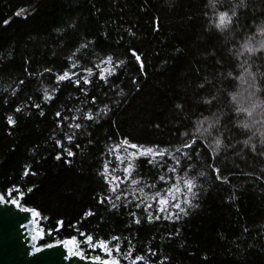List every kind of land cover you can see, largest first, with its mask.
Segmentation results:
<instances>
[{
  "label": "trees",
  "instance_id": "obj_1",
  "mask_svg": "<svg viewBox=\"0 0 264 264\" xmlns=\"http://www.w3.org/2000/svg\"><path fill=\"white\" fill-rule=\"evenodd\" d=\"M238 3L223 0L224 8ZM245 3L246 8L238 9L239 18L220 31L214 27L217 16L206 7L208 0H0V192L19 184L25 191L22 205L36 208L47 218L38 219V223L53 231L38 240L40 246L78 235L80 230L97 238L120 236L122 252L130 240L135 246L133 255L144 254L149 264H161L165 257L163 264H264V155H260L264 153V108L254 109L249 118L245 113L237 114L227 96L228 92L236 93L239 105L250 107L247 84L227 73L238 76L241 69L237 65L245 60L252 71L259 69L258 77L264 72V52L242 57L230 52L233 48L240 51L249 37L254 46L260 42L253 34L254 25L264 20V0ZM157 17L159 30L154 31ZM4 20L10 22L4 25ZM69 24L74 27L69 28ZM129 28L134 37L128 36ZM87 40L95 43L82 49L73 62L79 59L87 67L89 61L95 62L106 53L127 59L116 80L124 92L116 97L121 103L113 105L109 115L99 123L87 122L73 145H64L75 155L57 160L55 155L61 149L50 137L53 131L55 139L63 140V135L55 127L54 114H74L66 109L80 107L85 97L64 81L55 99L44 104L40 94L56 87L53 78L49 74L30 78L25 69L62 71L68 65L67 57ZM129 47L143 54L145 75H139ZM130 76H137L138 89L130 83ZM21 79L25 83L13 95ZM199 84L204 87H197ZM260 86L264 88V84ZM89 93L103 101V84L95 80ZM213 95L215 101L206 105L204 100ZM259 95L264 100V93ZM29 96L42 105L43 116L34 108L13 113V108L24 105ZM77 96L79 100L73 99ZM176 103L183 105L182 113L174 108ZM213 113L219 125L212 138L219 136L223 143L214 159L201 156L194 161L196 172L204 171L206 176L197 179L199 197L188 215L179 221L148 223L136 210L141 223L134 224L129 216L135 210L132 206L110 209L107 203H97V193L105 191L96 175L101 153L118 142L117 134L145 146L176 145L183 140L180 132L193 131L194 121ZM7 115H13L14 126L6 124ZM241 122L251 127L246 129ZM64 131L69 130L65 127ZM249 137L255 152L243 144ZM65 159L71 163L66 164ZM209 163L218 167L227 181H217L207 167ZM25 165L36 174L22 176ZM138 170L147 179L157 174L146 162H138ZM89 211L93 214L86 216ZM57 221H63L58 231ZM81 247L85 256L99 252L91 253L83 243ZM148 248L157 255L149 256ZM121 264L125 262L121 260Z\"/></svg>",
  "mask_w": 264,
  "mask_h": 264
},
{
  "label": "snow or ice",
  "instance_id": "obj_2",
  "mask_svg": "<svg viewBox=\"0 0 264 264\" xmlns=\"http://www.w3.org/2000/svg\"><path fill=\"white\" fill-rule=\"evenodd\" d=\"M206 7L211 8L214 15L217 16L214 27L220 31H224L233 24L235 19L239 18L237 15L238 9L246 8L247 5L245 0H239L238 4L224 8L223 0H208ZM15 15H19V13H15ZM158 21L159 18L157 17L154 20V31L159 30ZM9 22V20H4L3 24L7 25ZM68 27L72 28L74 25L69 24ZM254 28L255 32L253 36L260 37V42L254 46L252 42L253 38L249 37L240 45V51H236L235 48L230 49V52L236 57H242L245 53L252 56L256 53L264 52V20L254 25ZM57 31L60 30L57 29ZM127 33L129 37L135 36L131 28L127 30ZM122 40L123 37L120 38V41H117V44ZM94 43L92 40L79 43L72 52V55L67 57L68 65L62 71L54 72L51 68L47 67L38 72H29L27 68L25 69V72L30 78L42 77L44 74H49L53 78L52 83L56 87L52 88L51 92L45 90L40 94L44 104L55 99V94L59 91L61 82L64 81L70 82L85 97L80 103V107L66 109L67 112L74 114L63 115L61 111H57L54 114L56 117L55 127L56 129H60L63 135V140L55 139L57 133L53 131L50 137V139H53L55 146L61 149L55 155V159L57 160H60L63 156L71 158L75 155L71 148L65 147L64 145H73L77 139V133L84 131L87 122L94 121L99 123L102 117L111 113L113 105L118 106L121 103V100L116 99V97L122 96L124 88L116 83V80L119 79V73L123 69V66L128 63L127 59H120L112 53H106L95 62L89 61V66L87 67L83 66L79 59L73 62V57L77 56L82 49L87 50L88 46ZM127 51L132 60L135 61L139 69V75H145L144 60L142 59L143 54L132 47H129ZM25 63L27 64L28 61L26 60ZM237 67L241 69L238 76H233L232 71L228 72L227 76L247 84V98L250 102V107H241L238 103L236 93L228 92L227 96L230 99V103L235 106L237 114L245 113L251 118L254 109L264 108V100L260 99L259 95L264 93V88L260 86L264 84V72H260L258 77L257 73L259 69L252 71V65L247 60L237 65ZM261 67H264V65H261ZM129 79L130 83L138 89L137 76H130ZM95 80L103 84V101L98 100L97 96L90 95L89 93V86H92ZM110 80L112 83L109 82ZM24 83V80H18L17 88L13 89V95L18 92L19 87L23 86ZM197 87L203 88L204 84H199ZM73 99L79 100V96L73 97ZM215 99L216 97L213 95L205 99L204 103L211 105ZM24 108L37 109L41 116L44 115L42 105L32 102L31 96L27 97L24 105L15 106L13 113H20ZM174 108L177 112H183V105L180 103H176ZM5 119L9 127L16 124L13 115H7ZM80 121H84L85 123L82 124ZM252 123L254 124L256 122L252 121ZM194 125L193 131L179 133L180 137L183 138L182 142L165 147L158 144L145 146L132 142L127 136L117 134L118 142L107 147L101 153L102 164L96 175L101 177L105 185V191L103 193H97V203L101 205L107 203L110 209H115L118 206L125 208L132 206L135 210L131 211L129 216L131 222L134 224L141 223V216L137 215L136 210L142 212L143 219L148 223L162 219L179 221L182 216L188 215V210L196 206L194 201L199 197L201 186L197 183V179L206 176L204 171L196 172L194 161L199 160L201 156L205 157V159H214L219 154L223 143L219 136L212 138L213 131L219 125V118L214 113L211 116H204L197 119L194 121ZM242 126L247 129L251 127V124L242 123ZM65 127L69 131H64ZM250 141L251 137L243 140V144L249 146ZM88 143L91 144L92 141L89 139ZM261 143L264 144V139L261 140ZM197 144L200 145L199 148L196 147ZM74 146L77 150L81 147L78 143ZM229 147H232V145H229ZM250 147L253 152L256 151L254 144H251ZM260 155H264V153H260ZM64 162L70 164L71 159H65ZM138 162H146L150 168L156 170L157 174L153 175L151 179L145 178L143 174L139 173ZM207 167L214 174L217 181H227V177H222L220 174L221 170L215 167L214 164L209 163ZM190 173L195 174L190 175ZM35 174V172L31 171L30 166L25 165L21 175L28 176ZM256 179L262 178L256 177ZM31 190V188L27 189L29 192ZM24 195L25 191L21 189V186L14 184L3 190V192H0V205L11 204L20 211L31 213L32 220L30 223L28 225L22 224L21 227H27L31 230V240L35 242L38 239H42L45 235H51L53 230L51 228L46 230L38 223V219H47L46 217H41L36 209L27 208L22 205L21 202ZM113 201L117 203H113ZM92 214L90 211L85 213L86 216ZM62 224L63 221L56 222L57 231ZM244 231L247 232L248 229L245 228ZM77 232L78 235H72L55 242L57 245H62L66 249L67 256L65 259L76 256L81 259H89L93 261V264H121V260L125 264H149L144 254L133 255L135 246L132 245L130 240L127 242L128 246L126 250L122 252L120 236L113 235L108 239H104L102 237H94L93 234L84 231L77 230ZM178 233L179 229H177ZM113 242L115 243L113 244ZM81 243L91 253H97V250H99L98 254L85 256V250L81 247ZM43 247L51 248L53 244H45ZM40 251L41 248L35 246L34 243L29 254ZM146 251L149 256L154 257L157 255L151 248H148ZM166 259V257L162 258L161 264Z\"/></svg>",
  "mask_w": 264,
  "mask_h": 264
},
{
  "label": "water",
  "instance_id": "obj_3",
  "mask_svg": "<svg viewBox=\"0 0 264 264\" xmlns=\"http://www.w3.org/2000/svg\"><path fill=\"white\" fill-rule=\"evenodd\" d=\"M31 220L30 212L20 211L11 204L0 205V264H93L89 259L76 256L65 259L66 249L55 242L50 243L53 244L51 248L40 246L38 240L33 242L31 230L21 227ZM34 243L41 251L29 254Z\"/></svg>",
  "mask_w": 264,
  "mask_h": 264
},
{
  "label": "rangeland",
  "instance_id": "obj_4",
  "mask_svg": "<svg viewBox=\"0 0 264 264\" xmlns=\"http://www.w3.org/2000/svg\"><path fill=\"white\" fill-rule=\"evenodd\" d=\"M46 90L50 92V89H46ZM122 187H123V186H122Z\"/></svg>",
  "mask_w": 264,
  "mask_h": 264
},
{
  "label": "built area",
  "instance_id": "obj_5",
  "mask_svg": "<svg viewBox=\"0 0 264 264\" xmlns=\"http://www.w3.org/2000/svg\"><path fill=\"white\" fill-rule=\"evenodd\" d=\"M39 240V239H38Z\"/></svg>",
  "mask_w": 264,
  "mask_h": 264
}]
</instances>
